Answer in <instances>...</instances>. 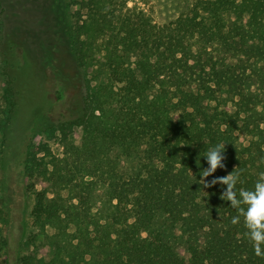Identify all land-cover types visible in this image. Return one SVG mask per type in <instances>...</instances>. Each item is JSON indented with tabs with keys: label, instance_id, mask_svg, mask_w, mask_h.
I'll return each instance as SVG.
<instances>
[{
	"label": "trees",
	"instance_id": "trees-1",
	"mask_svg": "<svg viewBox=\"0 0 264 264\" xmlns=\"http://www.w3.org/2000/svg\"><path fill=\"white\" fill-rule=\"evenodd\" d=\"M74 5L76 100L59 89L31 122L14 264H264V0H195L163 25L125 0ZM4 10L3 136L19 107Z\"/></svg>",
	"mask_w": 264,
	"mask_h": 264
},
{
	"label": "rangeland",
	"instance_id": "rangeland-1",
	"mask_svg": "<svg viewBox=\"0 0 264 264\" xmlns=\"http://www.w3.org/2000/svg\"><path fill=\"white\" fill-rule=\"evenodd\" d=\"M5 17V40L15 66L19 107L6 135L0 132V264H14L29 251L34 194L26 179V140L35 113L54 100L55 91L67 96L65 105L76 100V66L66 31L75 22V0H1ZM129 7L144 10L160 25L188 13L195 0H125ZM73 4V5H72ZM72 5V6H71ZM231 24L235 16H226ZM1 104V93H0ZM82 130H75L80 144ZM43 137L33 141L34 155ZM54 154L61 155L57 139L50 141ZM201 242L204 241L200 235ZM6 241V242H5ZM5 244V245H4Z\"/></svg>",
	"mask_w": 264,
	"mask_h": 264
}]
</instances>
